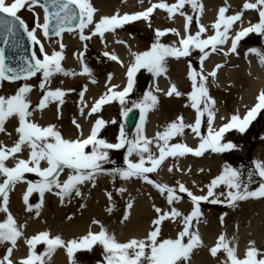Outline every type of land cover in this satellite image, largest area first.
Returning <instances> with one entry per match:
<instances>
[{"label": "snow or ice", "instance_id": "snow-or-ice-1", "mask_svg": "<svg viewBox=\"0 0 264 264\" xmlns=\"http://www.w3.org/2000/svg\"><path fill=\"white\" fill-rule=\"evenodd\" d=\"M142 4L144 0H139ZM147 8L134 13L120 14L116 12L112 15L95 18L97 9L90 0H0V36L6 44L17 46L16 37L19 30H22L28 40L38 46L39 50L33 51L29 58H23V63L18 68L9 67L5 69V55L0 49V83L24 81L13 94H0V133L11 137L7 131L6 124L10 119H15L17 125L14 132L17 139L9 147L0 141V213L4 214L0 222V248L4 251L0 253V264H48L52 254L57 248L66 252L68 264H78L76 254L80 251L91 252L95 246L102 248L103 259L98 264H191L194 249L203 247L202 237L197 224L202 217L201 202H209L213 205L226 203L228 207L235 208L238 202L249 199L264 198V161H253V169L248 173V182L242 178V172L225 163L218 175L213 177L208 184L206 194H194L183 182L177 180L174 184L151 179L149 174L157 173L161 165L168 159L174 161L182 157L191 155L202 157L206 152L222 154L227 151L237 149V145L226 139V133L236 130L243 134L257 115L264 110V89H261L255 96V104L246 106L245 113L241 116L239 111L230 117H220L223 121L219 127H214L217 116L216 100L211 96L210 89L217 85L218 70L224 64H215L211 70L205 71L204 62L209 57L210 49L212 53H222L225 58L230 54L239 55V42L250 34H256L264 38V0H243L240 10L229 14L230 6L227 0L223 6L219 7L217 16L210 26L201 23V14L204 11L202 0H175L168 3L166 0H158L153 3L149 0ZM43 10V21L36 13L35 8ZM186 7L197 13L195 17L197 31L193 34L191 24L193 16L188 15ZM22 9L30 11L34 17V26L30 27L18 14ZM51 9V11H50ZM160 9L167 13L168 19H173L175 14H179L184 19L183 34L176 28H164L154 30V42L148 50L134 52L130 50L132 60L128 65H124L115 52L105 51L103 55L126 67V83L122 90L120 85L106 84V91L99 98H96L89 107L85 101L87 85L79 93L78 110L81 117L87 120L93 114L99 113L102 106L112 101H118L121 106L120 115L127 117L136 108L140 112V122L136 125V131L129 137L120 126L115 137V142H109L101 138V130L108 123L115 124L116 120L105 121L97 118L90 126L87 136L84 135L83 128L76 118L72 119V124L76 127L79 135L76 138H66L55 124L47 126L40 125L33 119L36 113L42 115L43 110L52 103L56 104L57 119L60 118L61 106L65 103L66 90L57 87L51 88V80L54 75L60 74L67 77L76 75H87L92 77V70L84 63L83 52L74 53L80 60L81 71L77 73L71 69H65L62 61L65 59V44L62 42V33L72 31L65 26L77 21L76 28L79 30V39L83 42L89 41L93 36H99L103 42L106 33H115L117 29H122L125 25L135 21L143 20L151 27V16L154 10ZM255 11L258 19L256 22L249 20L248 26H244L245 11ZM56 23H51L52 19ZM209 27L211 35H207ZM87 30V34L85 32ZM40 32L44 39L55 41L58 50L53 49L50 53L45 50V45L37 36ZM51 32V36H50ZM234 32V35L232 34ZM171 33L177 37L172 43H163L161 38ZM230 41V47L224 49ZM116 43L129 47L124 40H117ZM87 44H85V48ZM194 50L199 52L200 68L196 70L191 63L188 65L187 77L191 81V91L187 93L190 103L186 106L194 110V120L186 123L183 115H178L175 120L167 122L162 131H157L154 137L146 135L147 115L154 110L158 103L156 92L162 91L157 79L161 76L167 77V58L172 57L177 60L189 57ZM254 54L258 58L259 65L264 68V50L257 47H249L245 56ZM145 70L152 76V83L148 89L143 91L142 96L135 100H130V95L134 92L137 74ZM39 74V76H38ZM33 77L38 78V85L34 86L28 81ZM113 78L108 74V81ZM96 83L95 79H91ZM231 86V85H229ZM34 87H38L41 95L38 103L33 105L30 94ZM71 91V90H68ZM164 95L168 97H181L185 95L178 90L175 83H170ZM129 103L131 107H129ZM206 117V120H205ZM206 124L207 134L202 133V125ZM186 129L198 138L195 147L188 146L184 142L172 141L182 139L186 134ZM126 149L124 154V168L105 169L104 165L112 163L109 153L111 150ZM24 151H27V158H23ZM132 157L137 159L133 160ZM14 162L13 166H8L6 161ZM67 170L66 178L60 179L62 173ZM168 172L174 170L183 171L179 164H170ZM203 172L204 169H199ZM187 172H191L189 166ZM35 173L39 180L36 182H26L25 174ZM107 175L121 181L128 182L133 178L141 180L153 188L158 194L164 197L168 210L153 205L154 218L150 221V228L141 237H130L126 241H120L114 233L108 231L102 222L93 219V225H99V231L93 232L91 228L87 233L78 238H71L65 241L59 234L51 235L49 231H41L31 237H24L26 224H18L9 210V193L21 182H26V191L22 194V200L26 206V211L35 212L39 217L43 207L44 196L51 193L59 198L61 205L66 199L73 196L83 198L82 186L96 185L97 177ZM253 175L260 178L258 187L254 190L249 188V183ZM195 186V181H193ZM223 186L225 192L216 190ZM127 191L125 187L115 188L116 194H123ZM202 193L204 189L200 190ZM36 193L39 195V202L32 204L30 196ZM186 194L190 199L192 208L190 212L184 213L178 207ZM109 207L106 211H113V193L105 192ZM224 196V200L220 197ZM151 198V197H149ZM81 208L85 205L81 204ZM134 207V198L129 197L120 224H125L131 218V209ZM227 213L221 215L220 223L224 224ZM71 215L66 219L71 220ZM171 221L180 225L174 238H164L162 235L163 224ZM195 222V223H194ZM238 230V226H237ZM23 239L27 245L25 256L13 259L14 250H18V241ZM38 244L44 245L42 252H37ZM236 234L228 237L221 233L208 251L211 256L217 258L218 264H264V250L258 249L255 242L248 241L242 257L238 253ZM223 253L224 258L218 257V253Z\"/></svg>", "mask_w": 264, "mask_h": 264}, {"label": "bare ground", "instance_id": "bare-ground-1", "mask_svg": "<svg viewBox=\"0 0 264 264\" xmlns=\"http://www.w3.org/2000/svg\"><path fill=\"white\" fill-rule=\"evenodd\" d=\"M90 2L97 9L96 13L94 14L96 19H99L101 16L115 14L116 12H119L121 15L124 13L131 14L136 11H141L145 9L146 6H149V0H144L142 4L139 2V0H90ZM152 2L156 3L158 0H152ZM166 2L174 3L175 0H166ZM202 3L204 5V11L201 14V23L205 26H210L213 19L216 17L215 13L218 11L219 7L224 5L225 0H202ZM227 4L230 6L229 13L232 14L235 11L240 10L243 0H227ZM38 9V7L35 8V10L39 11ZM185 11L188 15H190L191 8L186 7ZM152 17H155L154 30L157 28H176L181 32V34H183V18L179 14H175L173 19H168L166 12L156 9L154 10V13L150 19H152ZM256 17L258 18L254 11H245L244 25H247L249 20H255ZM137 23L142 25L139 29L140 34H150L148 30H152V26L149 27L148 23L143 20L127 24L122 29H117L115 33H106L103 42L99 36H93L89 41L86 42L81 41L79 39L78 29L65 32L62 34V42L66 46L64 52L65 59L61 62L62 66L65 69H71L79 73L81 71V64L80 60L76 58L74 53L83 52L84 55L82 59L86 64L85 59L92 49H94L99 56L103 57V53L105 51L115 52L120 60L123 61L124 65H128L132 60L130 50L134 52H140L148 50L150 47L135 38L133 33L126 34L124 32L126 31V27ZM190 27L192 33L194 34L197 31V28L192 26ZM210 31L211 28L209 27L208 33ZM85 32L87 34V30H85ZM232 34L234 35V32ZM37 36L42 40L43 43L47 41V39H43L39 33ZM262 39L264 42V38ZM117 40H124L127 45L130 46V48L123 44L116 43ZM176 40L177 37L171 33H168L166 36L161 38V42L163 43H172ZM53 44L50 45L47 43L48 47H46L45 44V50L47 52H51L53 49L58 50V45ZM85 44H87L86 48ZM244 56L245 52L240 54L238 57H234L233 54L229 55L228 62H225L224 67L218 70L217 85L212 86L210 89L211 96L217 102V116L214 127H218L223 122L221 121L220 117H230V115L236 113L237 110L241 115L243 111H245L246 106H249L254 102L257 93L261 89H264V68L259 65L256 56ZM222 58L223 57H220L218 53L210 54L203 65L205 71L211 70L215 64L220 63L219 61H221ZM190 63L192 65V60ZM107 68L108 69L105 71V73H107L104 77H102L103 72L100 74L92 73L91 78L87 75H76L72 77H67L60 74L54 75L51 80V86H53L51 88L55 89L60 87L66 90L67 93L65 97L67 100H65V103L61 106L60 118L57 119L56 104L52 103L48 108L43 110L42 115L40 113H36L33 116V119L42 126L55 124L66 138H76L79 134L77 135L73 130H71V127L64 126L63 117L67 115L68 112H70L74 114V116H76L82 123L83 132L85 134L89 129L88 127L90 125L89 123H91L90 121L92 116L87 120L80 116L78 110L79 99L72 102L74 91L78 84L82 85V89L85 85H87L85 101L90 107L96 98H99L105 93L106 84L120 85L123 83V72L125 71L126 67H121L120 64L114 61V63L109 62ZM90 69L92 70V68ZM167 69V77L161 76L156 81L158 87L162 90L155 93L158 96L159 103L157 107L150 111L147 115L145 128L146 135L149 138L154 137L157 131H162L166 123L175 120L178 115H183L186 123H191L194 120V110L191 107L186 106L190 103L187 93L191 91L192 87L191 81L187 77L188 64L185 63L184 59H175L172 64L167 65ZM109 73H111L113 76L111 81H108ZM93 78L95 79L96 83L91 82V79ZM28 83L37 86L38 78L33 77L30 81H28ZM170 83H175L178 87V90L185 95L181 97H168L164 95V92L167 90ZM17 86V82L9 83L8 81H4L0 83V94H13L17 89ZM40 95L41 93L38 87H34L30 94V99L33 105L38 103ZM112 103L103 105L101 110L110 107ZM262 111L260 113H262ZM260 113L257 115V117L260 115ZM16 125L17 121L15 119H10L6 124L7 131L11 133V137L4 133H0V141L9 147L17 139V136L14 132V126ZM205 128L207 129L206 126ZM228 133H226V137L229 135ZM197 139L198 138H195L190 130L186 129V134L182 139L178 138L172 142L194 143ZM205 154L202 157H193L188 155L184 158H180L177 161H174L172 158H168L158 169V172L152 174L159 181L161 180V182L168 183L169 185H172L175 181L179 180L183 182L190 190L198 188H200V190L204 189L205 185L208 184L210 180L218 175L222 170V162L214 158L210 160L208 159V161L204 160ZM23 158H27V151H24ZM132 159L135 160L137 158L132 157ZM255 160L264 161L263 147L260 148V151H258L256 154ZM196 161H199V163L203 165L202 167L204 171L201 172L202 176L200 177H197L196 172L194 174L191 172L190 175H185V172L182 173V171L177 172L174 170L173 172L169 173L167 170L170 164L177 163L184 171L188 163L192 162L190 164L193 166L191 167V170L198 172L197 168H194ZM13 163L14 162L11 160V158L6 161V164L10 167L13 166ZM66 174L67 170L61 174L60 179L63 180L66 178ZM109 178V176H106V179ZM193 181H195V186H193ZM112 187L113 185L111 182H107V180H100V182H96L95 187H93L91 184L82 186V191L84 193L83 198L73 196L70 200L66 199L63 205H61L58 197L51 193H46L44 196L41 214L39 217H36L35 212L33 211L30 213L26 211V206L19 200V195L24 188V183L21 182L18 183L9 193L8 207L13 217L17 220L18 224H26V227L23 230L24 237H30L31 234H34L37 231L47 230L51 235L59 234L65 241H67L68 239L78 238L85 235L90 228L91 231L98 232L99 225H93L91 223L93 219H96L102 222L108 231L114 233L116 238L120 241H126L128 238L133 236L142 238L146 231L149 230L150 221L155 216L153 205L164 209L162 200L154 191L151 190V185H144L143 181L133 178L128 182L122 181L120 187H125L127 191L123 194L113 195L114 208L113 211L109 213L106 211V208L109 207V203L105 192H111ZM216 191L218 193H226V190H224L222 186ZM205 192L206 191L202 193L201 191H198L196 195L205 194ZM53 196H55V198ZM129 197L134 198V207L131 209V218L125 224L121 225L120 220ZM30 198L34 199V196ZM224 198V196L220 197L221 200H224ZM183 200L184 199H182V201L177 204V206L182 212L185 213L189 207L191 208L192 205L190 202ZM205 203L207 205H211L214 208H218L219 210H209L210 213L206 214H210V216L205 219H200V222L197 224L202 237L203 245L207 249H194L191 258V264H218L217 258L212 257L208 249L212 247V245L214 246L213 243L216 242V238L222 232L228 237H231L233 233L236 234V246L241 257L246 250L249 240L254 241L255 246L258 249L264 250V198L241 201L238 202V205L235 208L229 207V212L224 219L223 225L220 223V216L222 213L221 208H223L226 203H218L215 205L209 202ZM81 204H84L85 207L81 208ZM69 213H71V216L73 217L71 220L66 219V215ZM3 218L4 214L0 213V222H2ZM166 228L167 230L170 229V231L174 234L176 229L179 228V225L177 223L168 221L167 224L163 225V230ZM163 237L165 238V236ZM170 237L172 236L170 235ZM18 244V250H14L13 252V259L21 258L22 255L25 256L27 252V245L24 244L23 239H20ZM91 253L93 256L99 254L95 249H93ZM80 254L85 253L81 251L76 254L78 264H88V262H82L80 260L81 258L78 256ZM99 255L102 260L103 256L101 254ZM48 264H68L66 252L63 249L57 248L52 254ZM93 264L97 263L93 262Z\"/></svg>", "mask_w": 264, "mask_h": 264}, {"label": "rangeland", "instance_id": "rangeland-1", "mask_svg": "<svg viewBox=\"0 0 264 264\" xmlns=\"http://www.w3.org/2000/svg\"><path fill=\"white\" fill-rule=\"evenodd\" d=\"M18 14L25 20V22L30 27L34 26V17L30 11H28L27 9H22L21 12ZM190 15L194 17V19L192 21V24H193L192 27L196 26L195 17L197 15V13H195L191 10ZM256 19H257V17H256ZM256 19L254 20L255 22H256ZM151 23H152V27H151L152 30H148L150 32V34H140L139 29L142 26V25H140V23L126 27L125 28L126 31H124V32L126 34H132L133 33L135 38H137L139 41H141V42H143V43H145L151 47L152 43L154 42L155 17H152ZM52 41L54 42V44H57V43H55L54 37H52V39L49 40L50 45H52L51 44ZM255 46L264 50V43L262 41V38L256 34H250L248 37L242 39L239 42L238 52L239 53H243V51L246 52V50L249 47H255ZM35 47H36V51L38 53L39 49L37 48V46H35ZM198 55H199L198 50H195V51H193V53L189 57H184L182 59H184L185 63L188 65L192 60L193 68L198 70L199 59H196V57L198 58ZM218 55L220 57H223V59L221 60L222 63H220V64H224L225 62H228V58H225L222 53H219ZM174 60H175V58H172V57L167 58V65L172 64L174 62ZM85 61H86L87 66L92 68V73H94V74L99 73L100 74L103 72L102 77H104L107 73V72L105 73V71H106V69H108L107 67L109 65V62L114 63V61H111L110 59H108L105 56L104 57L99 56L94 49H92V51L88 53ZM38 76H39V74H38ZM35 78H37V77H35ZM151 80H152L151 74L147 73L145 70L142 69L137 74V82H136L135 90L130 95V100H135L138 97L142 96L143 91L147 90L149 84L152 82ZM23 82L24 81H17V85L19 86L20 84H23ZM51 87H53V86H51ZM80 90H82V85L78 84L77 88L74 91L72 102L77 101L79 99ZM65 100H67V98ZM112 102L113 103L110 107H108V108L105 107L106 109L100 110L99 113L93 114L92 116H98L100 118H103L105 121L116 120L115 124L108 123L105 126V128L101 130V133H100L101 138H105L109 142L114 143L115 137L119 132L120 126L123 125V127H124V124H123V120H122L123 117L120 115L121 106H120L119 102L118 101H112ZM128 106L131 107V104L129 103ZM73 118H76L78 120V118L76 116H74V114L68 112V114L63 117L64 126L71 127V130H73L76 134H79L78 130L76 129V127L71 122ZM205 120H206V118H205ZM78 122L82 125V123L79 120H78ZM124 130H125V127H124ZM133 132L130 134H127V135L129 137H131L133 135ZM228 134L229 135L226 137V139L228 141H232L233 143H235L238 146L237 149L233 150V151H227V152H224L222 154L206 152V155H205L206 157L204 160L208 161V159L209 160L213 159V158L217 159L220 162H222V167L225 163H227V164L231 165L232 167L239 169L243 174L242 175L243 180L245 182H248V179H249L248 173L251 169H253L252 162L256 161L255 156L258 153V151H260V148H262V147L264 148V110L262 111V113H260V115L256 118V120L254 122H252V124L248 127V129L243 134L239 133L236 130H232ZM125 151H126V149L111 150L109 153V156H110V160L112 161V163L105 164L104 168L110 169L113 167H115V168L126 167V165L124 164V161H123ZM202 166L203 165H201L199 163V161H196L194 168H197L199 170L202 168ZM191 172H193V174H194L196 171L191 170ZM199 172L200 171H198V174L196 173L197 177L202 176L201 172L200 173ZM190 173L186 172L185 175H190ZM106 176L107 175L98 176L96 182H100V180H107V182H111V184L113 185V187L111 188V190H112L111 192L113 193V195H115L116 194L115 188L120 187V185L122 184V181L118 177H116L115 179H113L112 177H110L109 179H106ZM149 176L151 179L159 181L158 179L153 177V175L149 174ZM28 178H30V180L32 182H36L37 180L40 179V177H38L35 173H26L25 174V180ZM259 182H260V178L258 176L253 175L252 180L249 183V188L251 190H254L256 187H258ZM222 188L224 190H226L223 186H222ZM191 191L193 193H195V192H197V189H194V190L192 189ZM180 195L183 197V199H184L183 201H186V202L190 201V199L187 197L186 194H180ZM32 196H34V199L30 198V202L32 204L37 203L35 193H33ZM20 197H21V195H19V198ZM53 197L55 198V196H53ZM161 198H162V202L164 203V201H163L164 197L161 196ZM200 207H201V211H202V217L200 219H202V218L205 219L208 216H210V214L209 215L206 214V213H210L209 210H213V211L219 210L218 208H214L211 205H207L205 202H201ZM221 212H222L221 215H223L225 213H227V215H228L229 207L227 205H224L223 208H221ZM69 215H72V214L69 213L66 216H69ZM165 224H167V221L164 222L163 225H165ZM177 231H178V228L176 229L175 234H177ZM39 232H41V231H39ZM39 232H36V234H38ZM167 232H168V230H167ZM165 236H166V238H174V237H169L170 236L169 233H167V235H165ZM94 249L96 250V252H98L99 254L102 255V248L101 247L95 246ZM199 249L205 250L207 248L205 246H203V247H200ZM43 250H44V245L38 244L36 247V251L42 252ZM3 251H4V249L1 248L0 253H2ZM82 252H84L85 254L78 255L81 258L80 260L82 262L86 261V262H88V264L89 263L93 264V262H96L98 264V262L102 261L99 254L96 256H93L91 252L90 253H87V251H82ZM218 257L224 258L223 253L222 252L218 253Z\"/></svg>", "mask_w": 264, "mask_h": 264}, {"label": "water", "instance_id": "water-1", "mask_svg": "<svg viewBox=\"0 0 264 264\" xmlns=\"http://www.w3.org/2000/svg\"><path fill=\"white\" fill-rule=\"evenodd\" d=\"M137 112L136 110H132L127 117H125V123L127 125L128 130L132 129L136 122Z\"/></svg>", "mask_w": 264, "mask_h": 264}]
</instances>
